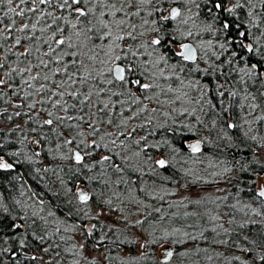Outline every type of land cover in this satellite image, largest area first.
<instances>
[{
  "label": "rangeland",
  "instance_id": "rangeland-1",
  "mask_svg": "<svg viewBox=\"0 0 264 264\" xmlns=\"http://www.w3.org/2000/svg\"><path fill=\"white\" fill-rule=\"evenodd\" d=\"M117 1L119 2L115 3L117 7L123 6L129 13L127 16L124 13H117L113 17L108 9L103 5L98 6L95 0H92L91 3H87V8H92L95 14H92L87 24L80 23L82 20L80 17L77 22L76 14L73 19L68 20L71 23L65 20L68 29L64 31L65 35L59 37L65 39L66 43L71 42L73 47L67 48L65 45L62 46L63 50L77 55H65L59 65L49 63V68L43 69V72H48L49 69H62L64 64H68V72H75L78 77L88 76L85 84H81L77 78L75 88L81 93H87L89 89H105L100 94L102 101H107L110 93L116 92L117 95L110 97L111 101L115 102V107L112 108L110 105V110L97 112L103 104H92L90 101L81 112L77 106L76 111L79 116H85L86 114L83 113H87L86 120L99 129L95 137L90 134L92 129L84 121L79 130L84 133V137L77 135L78 132L72 137L68 120L67 122L54 120L52 125L60 130L67 140L75 142L73 146H68L66 154L69 158L74 159L75 151L81 147L84 150L81 155L93 162L96 151L104 150L105 152L101 154L102 160L104 156H108L109 159L106 161L109 162L114 157L118 162L130 164L128 166L139 165L148 169L143 172L148 175H143L145 179L138 181L135 191L130 186L131 189L127 192L112 194L110 199L112 201L104 195V197L97 196L96 204L90 199L81 202L77 196L79 189L87 190L89 198L92 194L86 184H78L71 197L65 192L64 196L69 201L67 203L71 202L73 205L71 209L76 212L75 216L86 220L83 226L74 220V217L68 224L54 214L51 215L49 210L44 211L46 207L43 206L47 204L37 200L35 194L22 183L24 187L19 188L21 200L29 202L31 207L24 206L23 215L26 217L31 215L38 219L44 216L45 221L54 227V234L60 233V237L64 239L60 244L56 243L52 246L47 244L39 251L37 249L25 251V257L31 259L35 255L37 257L34 260L35 264H107V249L112 246V242L105 241L103 236L101 238V234L97 239H93L92 236L94 229L102 228L104 236L112 229V235L109 236L111 241L119 238L120 241L116 244L122 248L118 247L121 250L113 254L121 264H138L139 258L145 259L153 254V251L156 258L162 262L164 249L173 252L168 264H264V260H261L264 256V245L254 241L247 230L258 227L259 231L256 230L253 235H257L259 240L260 234H264V198L258 195L264 188L262 8L258 4L255 5L258 11L251 9L254 13L251 15L253 22L246 26L248 29L246 33L253 43V52H251V61H246L244 56H239L231 49L229 45L231 39L229 43L224 40L227 38V29H222L217 23V18L214 17L218 15L214 13L213 17H207L206 14L205 16L202 14L201 3L204 0H151V2L145 0L143 4L136 0L131 6L125 1ZM162 2H165L164 6ZM250 3L254 4L252 0ZM174 7L179 8L180 16L172 19L170 14ZM233 7L232 1L227 0L225 12L232 20H234L233 15L236 14ZM228 8H232L233 12L229 13L226 10ZM208 9L209 7L207 11L211 12ZM101 11L105 13L104 16H100ZM135 12H139V15L132 14ZM120 19L125 20V23L113 27V36L106 40L98 31L99 21ZM169 20L173 27V32L170 34L172 39H165L167 34L162 31L159 22L164 25ZM72 23H76L77 27L73 28ZM61 27L63 28V25ZM77 32H79L78 36ZM116 35L124 38L110 43ZM155 39H160L161 43L153 44L152 41ZM174 39L181 42L175 44L172 42ZM186 43H192L198 51L197 60L190 63L189 67L185 64L187 60L179 55L182 46ZM248 43L251 42L244 39V44H241L244 50ZM25 46L20 51L28 47ZM37 55L39 56L40 53ZM117 56L120 59H115ZM259 57L263 59L262 63L257 61ZM24 59V63L20 62V68L25 67L29 62L33 65L38 62L28 56ZM44 59L49 60V57ZM72 60L76 63L73 64ZM119 64L126 66L125 77L128 81L139 80L141 84L150 87L144 90L135 83H122L115 78L114 69ZM252 65H256V68L253 69ZM129 68L132 69L131 72L128 71ZM260 68L262 72L259 74ZM40 71L41 69L34 67L32 75ZM27 76L28 73H24V77ZM14 77L13 87L6 86L4 93L0 95V132L10 133L14 128L24 127L31 115L42 114L43 120L51 118L48 116L49 111L59 116L66 115L59 108H52L49 102L43 104L38 102L47 101L48 92L26 97L25 91L33 92V89L23 85L21 76ZM232 77L235 78H233L234 83H237L234 85L236 88L232 84L227 88L224 79ZM62 79H66L63 71L53 77L52 81L59 82ZM52 81L40 80L33 83L38 87L41 83L52 84ZM129 90L131 96L139 99V103L132 101ZM52 91L56 89L53 87ZM210 91L215 92V100L211 98ZM13 93H19L20 100L12 98L15 96ZM237 95L240 104L233 115L234 112H230V103L237 99ZM52 99L56 100L59 97ZM65 99L69 103H75L68 96H65ZM95 99L96 97L93 96L92 100ZM33 103L35 107L30 108L29 105ZM220 106L226 124L219 123L216 119V114L220 113L218 110ZM141 109L143 111H140ZM122 110L123 115H121ZM136 112H139V115H133ZM67 115H70V112ZM109 118L112 120L110 124L107 122ZM125 119L127 123H121ZM229 125H235V135L243 134L245 144L242 149L247 150L245 163L252 167L250 171L254 189L251 194L249 188L248 192L251 196L247 198L242 197L240 190L232 185V182L237 181L234 179L241 167L239 157H235L237 152L234 150L239 149L231 143ZM174 129L192 133V137L184 141V146L193 153L190 157L179 155L177 150L171 148L170 141L164 137L165 132L174 135L172 132ZM83 138H86L85 143L88 145L95 141L98 147L85 148L80 143ZM14 141L12 143L18 145V148L14 154L8 153V155L24 159L28 156L33 162L31 163L33 167L39 164L43 172L50 169L55 157L52 156L49 148H47V156H43V144L38 139L34 137L30 139L29 150L22 140ZM197 141L201 143V147L194 153L190 145ZM27 150L31 154L28 155ZM228 152H232L231 156ZM161 159L166 162L164 168L157 163ZM0 160L4 162L3 157H0ZM232 162L235 169L230 164ZM158 168L168 170V175L159 172ZM41 171L37 169L38 173ZM5 207L0 197V208L3 210V213L0 212V218L4 217L3 215L11 216ZM164 211L173 212L170 219H163ZM173 216L178 220H174ZM13 225L17 228L22 222L17 219ZM0 227H2L1 223ZM84 235L89 237L87 244L84 242ZM228 240L232 244L231 252L225 250V247L230 245ZM116 244L113 243V246ZM58 247L65 251L59 254ZM9 248H11L9 244L2 245L3 252L8 249L7 255L11 252ZM45 248L48 249L47 252L44 251ZM149 250H153L152 253L148 252ZM237 257L240 259H236Z\"/></svg>",
  "mask_w": 264,
  "mask_h": 264
},
{
  "label": "trees",
  "instance_id": "trees-1",
  "mask_svg": "<svg viewBox=\"0 0 264 264\" xmlns=\"http://www.w3.org/2000/svg\"><path fill=\"white\" fill-rule=\"evenodd\" d=\"M124 1L125 0H122V2ZM231 1L234 6L233 9L236 13L233 15L234 20H232L229 17V14L225 12L227 0H204L201 3L202 4L201 12H203L202 14H204V16L206 14L207 17L208 16L213 17L214 13L217 14L218 17H214V18H217V23H219L221 27L223 26L224 23H228L230 25L229 29L226 30L227 38H225L224 40L227 43H229V39H231L232 42L229 43L231 49L237 52L239 56H244L243 55L244 48L241 46L242 44L241 41L244 40L245 36H241L240 34L246 33V19H247L246 8L248 1L238 0L240 6H237V0H231ZM260 1L261 0H253L254 4L251 5L250 8L253 11L255 10L258 11L255 5H258ZM112 2H114V0H112ZM18 3L19 0H13V3L11 5H8L5 0V3L0 4V21H2L0 22V37H4V36L8 37V39L0 40V44L4 45V47L0 48V62H4L3 58L6 57L7 58L6 68L8 67V65H11L12 67L20 68L21 65L20 61L25 60L24 59L25 57H21L20 60L18 61L15 53L20 52V50L24 45L26 46L28 45V47L29 45L32 46V54L28 56L31 60L36 62L38 57L37 55L38 52H36L37 42L35 40L32 41L22 40L19 46L12 47V50L8 51V48H10L13 45L14 40L17 36L25 35L23 33L16 32L14 30L15 27H19L20 24H22L23 22L25 23L34 22L35 15H38V13L37 14L28 13L27 14L28 16H32V20L29 21L26 17L14 15L13 13L9 12V7L17 8ZM115 3L118 4L119 2L116 0ZM162 4L164 6L165 2H162ZM215 4H221L222 7L216 8ZM30 6L31 5H20V7H25V8ZM41 7L46 8L48 11L54 12L55 15L57 16L66 17L67 21L75 17L74 15L75 13L72 12L70 9L61 10L56 5H53L51 8H48L47 5H42ZM76 7H80V5H77ZM85 7L87 8V4L85 5ZM208 7H209L208 10H211V12L207 11ZM17 11H19L18 8ZM5 13H7V15H5ZM92 16H93L92 14H89L86 17H80L82 19L80 20V23L87 24L88 20H90ZM13 19L17 22L15 26L11 25V21ZM45 21L51 23V18L45 16L44 20L41 21L38 27L44 26ZM64 22L65 19H61L57 21V24H59L60 27L63 25L65 31L66 29H68V23L67 22L64 23ZM159 24L160 27L162 28V31H164L165 34H167L165 39L167 38L172 39L170 37V34L173 32L171 20L165 22L164 25L162 24V22H159ZM81 25L82 24H79V26ZM5 26L12 27L13 31L11 32L7 31ZM48 30L49 31L43 35V38H47V34L51 33L52 29H48ZM28 34L30 35L31 33ZM36 35L40 36L41 33L37 31ZM60 35H65V33L64 32L58 33V36ZM172 42L176 44L181 41L174 39V41ZM41 44H42V40H41ZM46 50H47V45H42L40 47L39 53L45 52ZM185 64L187 67L191 66L190 63L185 62ZM225 70L226 68L223 69V71ZM12 76H17V75L15 73H12ZM233 78L234 77L224 79L225 86L227 88H230L231 84L233 85V87H235L234 85H237V83H234L235 78L234 79ZM208 81L210 80L208 79ZM223 88L224 87H222V89ZM209 94L211 98L215 100L216 98L215 92L210 91ZM223 96H225V94ZM33 97L34 96H32V98ZM12 98L20 100L21 96L19 93H16L15 96H13ZM236 98L237 99H235V101L230 103L231 106L230 112L231 113L234 112L233 115H235V111L236 109L239 108L238 105L240 104L239 96L237 95ZM221 107L222 106H220L219 109L216 108L220 112V113L218 112L219 114H216L217 117L216 119L219 123L223 124L224 122V124H226L224 120L225 118L224 112L220 111L222 110ZM76 110L77 109H75V111ZM73 111L74 110L69 111L70 115L72 113V116H79L77 111L76 112ZM83 114L87 115V113L85 112ZM27 115L29 116V114ZM86 115H85V119H86ZM43 121L44 120L42 114H35L33 116L31 115V117L29 116V119H27V122H25L24 127L14 128L13 131H10V133H7L6 131L0 132V157H3L5 159L4 163L12 165L10 169L7 170L0 169V197L3 200L4 205H6L5 208L12 216V217L11 216L8 217V215H3L4 217L0 218V223L2 225V227H0V261H2V264H35L34 260L27 259L25 257V251H32V249H37V251H39V249H41L43 246L47 244H50L52 246V245H56V243L60 244L61 242H63L62 240H64L63 238L60 237V233L54 234L55 232V230H53L54 227L45 221V219L43 218L44 216L38 219L37 217L35 218L31 215L28 217L23 215L24 206L30 207V205L28 204L29 202H26L24 199L21 200L19 188L24 187L22 183L25 185V187L29 188L32 193L35 194L37 200L41 201L43 204H47L43 206L46 207V210L44 211L48 212L49 210L51 215L54 214L56 217H59L65 223L68 224L72 222L74 217V220L80 222L83 226V223H85L86 220L79 218V216L77 215L75 216L76 212L75 211L73 212V210L71 209V207L73 206L71 202L70 204L67 203L68 200L64 196L66 195L65 192L69 193L68 195L69 197H71L73 194V190L76 188L78 184H86L89 191L92 192L91 197L89 199L91 200V202L96 204L97 196L104 197V195H106L107 199L110 200L112 199V194H116L119 192L122 193L127 192L129 189H131V187L134 188L133 190L135 191V189L137 188L138 181L141 179H145V176L143 175L146 176L148 175L146 173H143L148 169H144L139 165L128 166L130 164H126V163L123 164L122 162H118L116 160L117 158L114 157L113 160H111L110 162L106 160H102L101 154L102 152H105L104 150L103 151L100 150L99 152L96 151L94 155L95 160L93 162H91L88 157L84 156L83 162L77 164L75 162V159L69 158V155L66 154V152H68V148H69L68 146H73L75 142L73 141L71 144L66 143L67 139L65 135H62L60 133V130H57L55 127H53V125L51 126V125L43 124ZM208 121H210V119H208ZM65 122H67V120ZM68 122H70V125H76V127L69 128V130L71 131L69 132L72 133V137H74V135H76V133L79 132V130L81 129L80 126L83 124V121L68 120ZM235 129L236 127H230L229 134H231V143L235 144V146H238L239 150L238 151L234 150V151L237 152L235 157H239L240 162L239 161L238 162L241 169H238V173L235 176L236 179H234L237 181L232 182V185L234 186L235 189L238 188L240 190V194L242 197L247 198L248 196H251L250 193L253 194L252 191L254 189V184L252 181L253 178L252 172L250 171L252 167L248 166V164L245 163L247 150L242 149L245 144L243 134L235 135V131H234ZM172 132H174V135ZM172 132H170L172 133V135H170L169 132H165L166 136H164L165 138H167V140L170 141V144L172 146L171 148L177 150V153L179 155H183V156L187 155L188 157H190L193 153L190 152V150H188L184 146V141L190 139L192 137L191 135L192 133L190 131L189 132L177 131V129H174ZM33 137L35 139H38L40 143L43 144L42 152L44 157L47 156L46 153L47 148L50 149V152L52 151V156L55 157L54 161L52 160L51 167L49 170H47V172L41 171L40 169L41 165L39 164L38 165L35 164L33 167V165L31 164L33 162L27 156V153L28 155L31 154L28 151L30 146L29 141ZM22 138L25 141L24 145L26 146V149H28L27 153L25 154V156L27 157H25V159L21 157L14 158L12 155H8V153L14 154V152L18 148L15 143H12L14 141L11 142L8 140H18V139L22 140ZM78 148L79 150L77 151L80 152V154L84 153V150L81 149V147ZM203 152L205 153V151ZM21 153L23 154V152ZM228 153L229 156H231L232 152H228ZM232 157L234 156L232 155ZM232 157H230V159ZM230 164L234 166L233 162ZM235 168L236 167L234 166V169ZM37 169H39L41 172L38 173ZM157 170L163 173L164 175H168V170L160 169V168H158ZM247 182H251V183L248 184ZM249 188L251 191L250 193L248 192ZM73 202L75 203V200ZM25 203H27V205ZM0 212L3 213V210L1 208H0ZM164 212L165 213L163 219L164 220H168V218L170 219L171 214L173 212L171 211H164ZM29 213L31 212L29 211ZM173 217L174 220H178L177 217L175 216ZM17 219L22 222V225H20V227L15 228L13 222L16 221ZM23 228L25 229L22 230ZM257 229L259 228L252 227V229H247V230H249L248 231L249 235H251L254 241L264 245V241H263L264 234L263 235L260 234V240L257 237V235H253L256 233ZM103 233L104 232L102 228L101 230L96 228L93 230L92 236L94 237L93 239H97L101 234V238L104 237L105 241L109 243L112 242V246L107 249V253H108L107 264H121V262L117 260L118 258L114 257L113 254L121 250L120 248H122L121 246H117L116 244L118 243V241H120L119 238L118 237L116 239L114 238L115 240L111 241V238L109 236L112 235L111 234L112 229L109 232H107L105 236ZM40 237H43V239H40ZM88 238H89L88 235H84V242L86 244L89 242ZM21 241H23V247H21ZM230 242L231 241L228 240V243L230 245L228 247H225L226 252H231L232 244ZM2 243L3 244L6 243L9 244V246H11V248H9L11 250V252H9V255L6 254V251L3 252ZM113 243L114 245L116 244V246H113ZM150 249H154V248H150ZM57 250L59 254H62L63 250L65 251V249L61 250L59 249V247ZM152 251L153 250H149L148 252L152 253ZM234 252H238V251H234ZM13 256L15 257V259H13ZM5 259L7 261H5ZM138 264H162V262H160L156 258L153 251V254L148 255V257H145V259L139 258Z\"/></svg>",
  "mask_w": 264,
  "mask_h": 264
},
{
  "label": "snow or ice",
  "instance_id": "snow-or-ice-1",
  "mask_svg": "<svg viewBox=\"0 0 264 264\" xmlns=\"http://www.w3.org/2000/svg\"><path fill=\"white\" fill-rule=\"evenodd\" d=\"M8 5H11L13 3V0H6ZM92 0H19V3L17 4V8L19 11H17V8H11L9 7V12L13 13L14 15H18L21 17H26L29 21L32 20V16H28V13H33L37 14L35 15V21L32 23H22L20 24L19 27H15V31L19 33H23L25 35L23 36H17L14 40L13 45L8 48V51L12 50V47L19 46L22 42V40H35L37 42V47H36V52H40V47L42 45H47V51L40 53V55L37 57V63L36 64H31L30 62L26 64L25 67L23 68H18V67H12L11 65H8L6 68V63H7V58L4 57V62H0V95L4 93V88L7 86L9 88L13 87L12 81H13V76L12 73H15L18 76H21L23 79V85H26L27 88L33 89V92H27L25 91V96H30V95H41L44 92H48V98L47 101L45 100H40L38 101L39 103L43 104L45 102L51 103L52 108H59L61 111H63L66 115L65 116H59L56 115L55 112L49 111L48 116L51 117L50 119H46L43 121V124L47 125H52L54 120L55 121H64V120H78V121H84L85 123L88 124V127L92 129L91 135L93 137L96 136V133L99 131L98 128L94 126L93 123L89 122L88 120L85 119L84 115L80 116H72V115H67L70 109L75 110L77 106H79V110L83 112L84 106L88 105L89 102L91 101L92 104H103L102 108H98L97 112H103L104 110L108 109L110 110V105L112 108L115 107V102L111 101V96L117 95L116 92H111L109 99L107 101H102L100 100V94L101 92H104L105 89H89L87 93H81L78 88H75L74 85L77 83V78L79 79V82L81 84H85L88 81V76H79L75 72H68L69 65L64 64L63 68H56V69H49L48 72H43V69H48L49 68V63H56L59 65L61 61H63L65 55L69 56H76L77 53H68L63 50L62 46H65L67 48H72L73 44L71 42H67L63 38H60L58 36V33H63L64 29L60 27L59 24H57L58 20L65 19L67 20L66 17H61L55 15L54 12L48 11L46 8H42V5H47L48 8H51L53 5H56L58 8L61 10L63 9H70L72 12H74L77 16V22H79L78 18L79 17H86L89 14H95L94 10L92 8H86L85 5L87 3H91ZM136 0H125V3L128 5H134ZM141 4L145 2V0H139ZM147 2H151V0H147ZM5 3V0H0V4ZM95 3L97 5H103L104 8L108 9V12L111 16L115 17L117 13H124L125 16H127L129 13L125 10L123 6L117 7L115 3H112V0H95ZM20 5H31L30 7H20ZM77 5H80V7H76ZM237 6H240L237 0ZM216 8H221V4H215ZM229 13L233 12L232 8L226 9ZM134 15H139V12L132 13ZM7 15V13H5ZM105 13L103 11L100 12V16H104ZM171 18L175 19L176 17L180 16V12L178 9H172L171 10ZM45 16L51 18V23H48L45 21L44 26L38 27L40 25L41 21L44 20ZM167 19V18H165ZM2 22V21H0ZM68 23H71V21H67ZM16 21L13 19L11 21V25L15 26ZM100 31L103 35V37L108 40L113 36L112 28L113 27H119L125 23V20L120 19V20H114V21H109V20H100ZM55 26V27H54ZM228 23L223 24V29H228L229 28ZM7 31L11 32L13 31L12 27L5 26ZM72 27L76 28L77 24L72 23ZM48 29H52L51 33L48 34L47 38H43V35L48 32ZM107 31H104V30ZM39 31L41 33L40 36H37L36 33ZM91 31V29H89ZM28 33H31L30 35ZM76 35H79V32L76 33ZM241 36H244V33L240 34ZM124 37L121 35H116L114 40H110V43H115V40H122ZM8 39L7 36L0 37V40ZM42 40V44H41ZM153 44L159 45L161 43L160 39H155L152 41ZM118 46V45H117ZM4 47L3 44H0V48ZM58 49H61L60 51H57ZM246 49L249 53L253 52V48L251 45H247ZM53 53H55V56H53ZM32 54V46L29 45V47L25 48L23 51H20L18 53H15L17 60L19 61L21 57H27ZM179 55L183 56L185 59H189L192 56L191 49L185 48L182 52L179 53ZM44 57H49V60H45ZM115 59H120V57H115ZM21 63H24V61H20ZM72 63H76L75 60H72ZM38 68L41 69L40 72H37L35 75H32V70L33 68ZM252 68H256V65H252ZM61 71H63L66 75V79H62L59 82L52 81V78L57 76ZM111 71V69H109ZM116 78L120 80L122 83H135L139 87H141L144 90H147L150 85L147 84H141L139 80L136 81H128L124 75L125 68L123 67H117L116 68ZM129 72L132 71L131 68L128 69ZM24 73H28V76L25 78ZM52 81V84H47V83H41L38 87L35 83V81ZM111 83V81H109ZM55 88L56 91H52V88ZM19 89H17L18 91ZM15 94V93H13ZM223 95V93H221ZM65 96L70 97L75 103H69L67 99H65ZM95 96L96 99L92 100V97ZM129 96L132 99L134 103H139V99L137 97L131 96L130 90H129ZM53 97H59V99L53 100ZM82 97V98H81ZM123 103V102H121ZM90 106V105H89ZM19 107V106H18ZM30 108L35 107V103L29 105ZM140 111H143L141 109ZM19 115V113H17ZM95 115V113H94ZM121 115H123V110L121 111ZM133 115H139V112L133 113ZM99 119V118H98ZM99 122H103V120H99ZM109 124L112 123L111 118L108 119L107 121ZM121 123L126 124L127 119L122 120ZM69 127H76V125H68ZM229 127H235V125H229ZM77 135L84 137L83 132H78ZM103 139V136L101 137ZM86 138L81 139L80 143L84 145L85 148L91 146L92 148L98 147V145L93 141L91 145H88L85 143ZM73 141L72 140H67L66 143L71 144ZM115 143V141H113ZM192 151L198 152L199 151V144H192L191 145ZM75 162L77 164H80L84 160V156L80 154V152H77L75 154ZM108 156H104L103 160H108ZM161 168H164L166 166L165 160L161 159L157 162ZM87 166V165H85ZM12 165L7 164L2 162L0 160V169H10ZM260 196H264V190H262L260 193H258ZM79 198L81 202H87L89 197L81 192L79 194ZM94 227V226H93ZM40 239H43V237H40ZM21 247H23V241H21ZM4 251H8V249H5ZM45 252L48 251V249H44ZM164 256V260L162 261V264H168V260L173 256V252L171 250H165L164 253L162 254ZM37 257L34 255L31 257L32 260H35ZM13 259L15 257L13 256ZM236 259H240L237 257ZM261 260H264V256L261 257ZM0 264H2V261H0Z\"/></svg>",
  "mask_w": 264,
  "mask_h": 264
},
{
  "label": "flooded vegetation",
  "instance_id": "flooded-vegetation-1",
  "mask_svg": "<svg viewBox=\"0 0 264 264\" xmlns=\"http://www.w3.org/2000/svg\"><path fill=\"white\" fill-rule=\"evenodd\" d=\"M248 2H247V14H246V17H247V19H246V26L247 25H250V23L251 22H253V19H252V17H251V15L253 14L254 15V13L253 12H251V3H250V0H247ZM253 1V0H252ZM259 6H260V8H262V10H263V12H261V16H264V0H261L260 1V3H259ZM247 28H246V32H247ZM245 40H248V41H250L251 43H248V45H253V43H252V41H251V39H250V37L247 35V33H245ZM241 43L242 44H244V40L243 41H241ZM243 55H244V57H245V60L246 61H251V59H252V56H251V53H249L248 51H247V49H245L244 51H243ZM264 53V52H263ZM261 57H263L262 55H261ZM261 57H259L260 59L259 60H257V61H259L260 63H262V58ZM188 62V61H187ZM188 63H190V62H188ZM257 64H259V63H257ZM119 65H122L124 68H125V74L124 75H126V66H124L123 64H119ZM261 68H262V66H261ZM261 68H260V71H259V74L262 72V70H261ZM116 78V77H115ZM8 140V139H7ZM20 141H21V139H19ZM8 141H11V140H8ZM14 141V140H13ZM22 141H23V144L25 143V141H24V139L22 138ZM15 142V141H14ZM17 147H18V145H17ZM75 154V153H74ZM4 159V158H3ZM4 162H5V159H4ZM89 200V199H88ZM87 200V201H88Z\"/></svg>",
  "mask_w": 264,
  "mask_h": 264
},
{
  "label": "water",
  "instance_id": "water-1",
  "mask_svg": "<svg viewBox=\"0 0 264 264\" xmlns=\"http://www.w3.org/2000/svg\"><path fill=\"white\" fill-rule=\"evenodd\" d=\"M174 9H178L179 10V8L178 7H174ZM185 48H188V49H191V52H192V56H191V58H189V59H186L188 62H190V63H194L196 60H197V58H198V51H197V49H196V47L192 44V43H186V44H184L183 46H182V48H181V50L183 51ZM181 51V52H182ZM117 67H123L122 65H117L116 67H115V69H114V75H115V77H116V68ZM124 68V67H123ZM125 74V73H124ZM199 144V148L201 147V143L200 142H195V143H192V144ZM191 144V145H192ZM191 145H190V147H191ZM78 151H75V154L77 153ZM74 154V155H75ZM75 157V156H74ZM262 190H264V188L262 189ZM262 190H260L259 191V193L262 191ZM81 192H83V193H85L88 197H89V193H88V191L87 190H85V189H83V188H81V189H79L78 190V193H77V196L79 197V194L81 193ZM263 198H264V196H262ZM80 199V198H79ZM166 249H164L163 251H162V253H164V251H165ZM167 250H170V249H167Z\"/></svg>",
  "mask_w": 264,
  "mask_h": 264
}]
</instances>
